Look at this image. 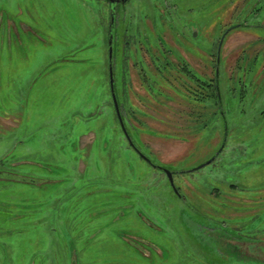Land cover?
Here are the masks:
<instances>
[{"label":"rangeland","instance_id":"obj_1","mask_svg":"<svg viewBox=\"0 0 264 264\" xmlns=\"http://www.w3.org/2000/svg\"><path fill=\"white\" fill-rule=\"evenodd\" d=\"M0 172V264H264V0H0Z\"/></svg>","mask_w":264,"mask_h":264},{"label":"trees","instance_id":"obj_2","mask_svg":"<svg viewBox=\"0 0 264 264\" xmlns=\"http://www.w3.org/2000/svg\"><path fill=\"white\" fill-rule=\"evenodd\" d=\"M162 54H164V61L162 65H158L156 64V60H159V57H157V53L156 55L154 54L153 56H155V58L150 59V62L154 65V68L157 72L158 75L163 74L164 70H169V68H173L172 63H170L169 59H168V54H170V50H161ZM172 55V54H171ZM140 76H141V82L142 84L146 87V90L149 93H152V91L150 90L152 88V86L147 82L148 80V71H150V68L148 66V71L146 72L144 67L140 68ZM174 69L178 72V73H182L186 76V78L188 80H190V82H192V88H188V94L189 97H193L194 100H198V101H208V100H214L211 102L212 106L217 107L218 106V85L216 84V80L215 78L213 79H209V80H204L199 78L198 76H196L192 69L190 68V66L181 58H178L177 60V64H174ZM163 78V77H161ZM165 81V80H163ZM183 86V84H181ZM118 99V97H117ZM120 106V103H119ZM207 107V106H204ZM126 127V126H125ZM127 129V128H126ZM128 131V129H127ZM129 133V132H128ZM130 135V134H129ZM2 173V174H1ZM5 175H14L13 173L10 172H0V180H3L4 177H7ZM4 180L7 181L6 178H4ZM11 181V180H8ZM19 182V181H18Z\"/></svg>","mask_w":264,"mask_h":264},{"label":"water","instance_id":"obj_3","mask_svg":"<svg viewBox=\"0 0 264 264\" xmlns=\"http://www.w3.org/2000/svg\"><path fill=\"white\" fill-rule=\"evenodd\" d=\"M112 2L111 3H114L115 1L117 2H121V3H124L126 0H111ZM113 23H114V16L112 15L110 17V28H112L113 26ZM222 40V38H221ZM221 40H220V43H221ZM219 43V45H220ZM108 79H109V91H110V94H111V100H112V103H113V107H114V111H115V114H116V117H117V120H118V123L120 125V128L125 136V138L128 140L130 146L144 159L146 160L147 162H151L147 157H145L134 145V143L132 142L128 132H127V129L125 127V124H124V121H123V117H122V114H121V110H120V106H119V102H118V99H117V95H116V92H115V87H114V74H113V63H112V60H113V35L111 33V29L109 31V36H108ZM155 167L161 169L167 176H168V179L171 183V185L174 187L173 185V174L172 172L166 170V169H163L161 168L160 166H156L154 165ZM175 189V188H174ZM176 191V190H175Z\"/></svg>","mask_w":264,"mask_h":264},{"label":"flooded vegetation","instance_id":"obj_4","mask_svg":"<svg viewBox=\"0 0 264 264\" xmlns=\"http://www.w3.org/2000/svg\"><path fill=\"white\" fill-rule=\"evenodd\" d=\"M127 1V0H126ZM125 1V2H126ZM109 2H112L111 0H109ZM124 2V3H125ZM124 3H121V2H117V1H115L113 4L115 5V6H117V5H120V4H124ZM116 115V114H115ZM123 117V116H122ZM123 121H124V119H123ZM124 124H125V122H124ZM128 132V131H127ZM123 133V132H122ZM129 134V133H128ZM124 135V134H123ZM130 136V135H129ZM125 137V136H124ZM131 138V137H130ZM132 140V139H131ZM154 166V165H153ZM72 264H75V263H72Z\"/></svg>","mask_w":264,"mask_h":264}]
</instances>
